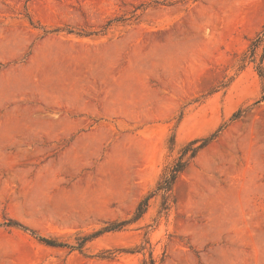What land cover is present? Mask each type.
<instances>
[{
    "label": "rangeland",
    "instance_id": "1",
    "mask_svg": "<svg viewBox=\"0 0 264 264\" xmlns=\"http://www.w3.org/2000/svg\"><path fill=\"white\" fill-rule=\"evenodd\" d=\"M263 27L264 0H0V264H264Z\"/></svg>",
    "mask_w": 264,
    "mask_h": 264
},
{
    "label": "trees",
    "instance_id": "2",
    "mask_svg": "<svg viewBox=\"0 0 264 264\" xmlns=\"http://www.w3.org/2000/svg\"><path fill=\"white\" fill-rule=\"evenodd\" d=\"M260 47H263V50H264V27L256 35V37L251 41V43L248 47V51L244 54L243 62H245L246 60H248L250 62H254L256 60L257 52H258ZM258 74H259L260 78L264 80V72H263L262 68H260L258 70ZM214 137H215V135H212L208 138L200 140V142L193 141V142L189 143L187 146H185L184 148H182V150L180 151L179 157L171 165H169L168 167L165 168L164 172L162 173V175H161V177H160V179H159V181L155 187V190L153 191V194H160L161 197L163 198L164 202H166V200L168 199V195L171 192L172 187H173L176 179L178 178V176L185 170V168L187 167L189 162L196 156L198 151H200L205 146H207L214 139ZM197 143H199V144H197ZM153 194L146 196L139 203L132 219L126 220V221L121 222L119 224L107 226L103 229H100V230L94 232L93 234H91L89 236H86L83 240L84 241L91 240L93 238L100 236L101 234H103L105 232L113 231L115 229H120V228L124 227L125 225H127L128 223L138 220L142 216V214L144 213V210L147 206L148 200H149L150 196ZM5 226L16 228V229H19L25 233H29L31 236L36 238L39 242H41L47 246H50V247L66 246V244L58 243L55 240L38 236L33 231L28 230L27 228L18 224L17 222L9 221L8 223L5 224ZM151 264H153V262Z\"/></svg>",
    "mask_w": 264,
    "mask_h": 264
},
{
    "label": "bare ground",
    "instance_id": "3",
    "mask_svg": "<svg viewBox=\"0 0 264 264\" xmlns=\"http://www.w3.org/2000/svg\"><path fill=\"white\" fill-rule=\"evenodd\" d=\"M95 58H97L96 56H94ZM88 58V57H87ZM91 58H93V57H91ZM93 60V59H92ZM96 60V59H95ZM75 61V60H74ZM82 63V62H81ZM74 64V63H73ZM73 66V65H72ZM76 66V65H75ZM80 66V65H79ZM74 67V66H73ZM108 67V66H107ZM75 68V67H74ZM94 69V68H93ZM70 71V70H69ZM69 71H68V73H69ZM82 72V71H81ZM85 72H87V71H85ZM90 73V72H89ZM88 73V74H89ZM71 75V74H70ZM134 75H136V73L134 74ZM64 76V75H63ZM58 77V76H57ZM139 77V76H138ZM141 77V76H140ZM62 78V77H61ZM68 78V77H67ZM92 78V77H91ZM143 79V78H142ZM7 80V82H6V86H5V84H4V86L5 87H8L9 85H10V83H8V80L9 79H6ZM90 80V79H89ZM65 80L64 79H61V80H58V79H49V78H42V79H38L37 81H35L34 83H33V85H34V87L36 88V87H42L43 89H45L46 91L47 90H55V91H57V90H60V92L62 91V93H66L67 92V89H69L71 86H69V88H68V84L66 83V82H64ZM95 81V80H94ZM93 81V82H94ZM71 82V81H70ZM73 83V82H72ZM82 83V82H81ZM90 83V82H89ZM71 84V83H70ZM81 85V84H80ZM73 87V86H72ZM78 89V88H77ZM85 89V88H84ZM75 90V89H74ZM72 91V90H71ZM84 91V90H83ZM75 92H76V90H75ZM78 92V91H77ZM81 92V91H80ZM88 92V91H87ZM89 94V93H88ZM92 94V93H91ZM94 94V93H93ZM97 93H95V95H96ZM73 96L72 95V93L70 92V94H69V92H68V96ZM75 95V94H74ZM80 95V94H79ZM66 96V95H65ZM91 96V95H90ZM75 97V96H74ZM80 97V96H79ZM91 97H94V95H92ZM98 97V96H97ZM96 97V98H97ZM115 97V96H114ZM68 98V97H67ZM73 98V97H72ZM76 98V97H75ZM90 98V97H89ZM116 98V97H115ZM120 98H122V96L120 97ZM120 98L118 97V99L120 100ZM70 99V98H69ZM93 99V98H92ZM140 99V98H139ZM104 100V99H103ZM117 100V99H116ZM134 101V100H133ZM138 102H140L139 100H137ZM122 102V101H121ZM135 102V101H134ZM145 102V101H144ZM135 104H139V103H136L135 102ZM68 114L69 113H71L70 111H66ZM71 116V115H70ZM67 117L68 116H66L65 117V119H63V120H61L60 122H56L55 123V125H63V126H66V127H70V128H72V127H74L76 124H74L73 122H71V121H69L68 119H67ZM51 123H49V126H50V128H51V125H50ZM52 125H54V124H52ZM79 126V125H78ZM104 126V125H103ZM102 126V127H103ZM107 130V129H106ZM108 131V130H107ZM109 132V131H108ZM107 132V133H108ZM112 132V131H111ZM114 134V133H113ZM112 134V135H113ZM104 136V135H103ZM126 139V138H125ZM101 142V141H100ZM99 142V143H100ZM98 143V144H99ZM123 145V144H122ZM124 146V145H123ZM125 147V146H124ZM117 148V147H116ZM122 149V148H121ZM116 150V149H115ZM121 152V151H120ZM118 153V152H117ZM116 153V154H117ZM123 153V152H122ZM73 154V153H72ZM76 154V153H75ZM74 157H75V155H74ZM77 157V156H76ZM75 157V158H76ZM252 177H253V174H252ZM251 177V178H252ZM254 179V177L251 179V180H253ZM236 180V179H235ZM253 184V183H252ZM245 185V184H244ZM240 186V185H239ZM242 187H243V185H242ZM249 188H250V186H249ZM250 192H251V190H250ZM253 192V191H252ZM256 225V224H255Z\"/></svg>",
    "mask_w": 264,
    "mask_h": 264
}]
</instances>
